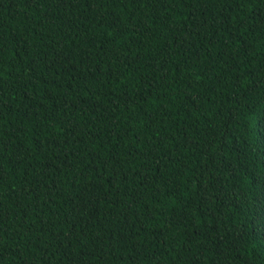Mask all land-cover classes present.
<instances>
[{
	"label": "trees",
	"instance_id": "obj_1",
	"mask_svg": "<svg viewBox=\"0 0 264 264\" xmlns=\"http://www.w3.org/2000/svg\"><path fill=\"white\" fill-rule=\"evenodd\" d=\"M0 264H264V0H0Z\"/></svg>",
	"mask_w": 264,
	"mask_h": 264
}]
</instances>
